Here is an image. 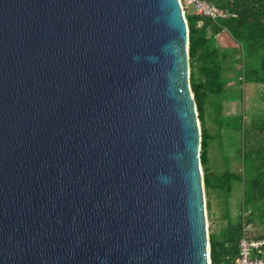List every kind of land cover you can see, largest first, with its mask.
<instances>
[{"label":"water","instance_id":"95a60500","mask_svg":"<svg viewBox=\"0 0 264 264\" xmlns=\"http://www.w3.org/2000/svg\"><path fill=\"white\" fill-rule=\"evenodd\" d=\"M179 0H0V264H210Z\"/></svg>","mask_w":264,"mask_h":264},{"label":"trees","instance_id":"16d2710c","mask_svg":"<svg viewBox=\"0 0 264 264\" xmlns=\"http://www.w3.org/2000/svg\"><path fill=\"white\" fill-rule=\"evenodd\" d=\"M218 11L215 18L194 11H185L188 25V56L190 86L201 129L200 161L206 196L211 190L229 194L234 182L242 184L243 204L249 207L246 221L252 224L251 238H264V124L256 130L240 127L242 158L246 167L242 172L225 170L219 175L209 171L208 148L212 139L206 128L205 103L211 94L222 97L226 81L223 78V60L216 37L224 31L238 46L237 59L244 73L255 82L264 83V0H208ZM221 126L230 121L223 118ZM236 129V128H235ZM239 131V130H238ZM248 137V142L245 143ZM209 210V203H206ZM244 207V206H242ZM247 209V208H246ZM242 234L241 221L228 223L220 238L209 234L210 264H236L238 245Z\"/></svg>","mask_w":264,"mask_h":264},{"label":"rangeland","instance_id":"374dc122","mask_svg":"<svg viewBox=\"0 0 264 264\" xmlns=\"http://www.w3.org/2000/svg\"><path fill=\"white\" fill-rule=\"evenodd\" d=\"M188 11L193 9L189 8ZM216 41L221 55L226 56L222 75L226 86L222 97L211 94L207 97L205 120L212 136L208 148V168L219 175L225 170L242 172L246 167L242 158L244 141L240 127L243 130H256L264 124V83L251 80L247 73L241 75V64L236 58L238 46L227 31L219 34ZM223 118H227L234 129L221 126ZM247 197L244 187L238 182L232 184L227 195L219 190H211L207 196L205 194V201L209 203V210L206 208L208 233H215L220 238L228 223L241 221L242 211L249 210L243 204Z\"/></svg>","mask_w":264,"mask_h":264},{"label":"built area","instance_id":"2783aa9c","mask_svg":"<svg viewBox=\"0 0 264 264\" xmlns=\"http://www.w3.org/2000/svg\"><path fill=\"white\" fill-rule=\"evenodd\" d=\"M185 13L192 8L195 14L215 18L219 15L217 9L208 0H179ZM249 211H242V234L238 245L236 264H264V238H251L252 224L246 221Z\"/></svg>","mask_w":264,"mask_h":264}]
</instances>
